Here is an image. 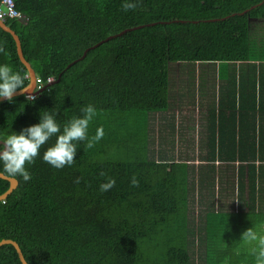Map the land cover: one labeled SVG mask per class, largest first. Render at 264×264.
Here are the masks:
<instances>
[{"label": "trees", "instance_id": "16d2710c", "mask_svg": "<svg viewBox=\"0 0 264 264\" xmlns=\"http://www.w3.org/2000/svg\"><path fill=\"white\" fill-rule=\"evenodd\" d=\"M13 1L27 19L6 17L5 23L19 36L36 75L54 80L28 100L21 93L12 102L0 101V138L37 122L39 110H55L63 124L87 103L97 109L89 135L103 125L104 136L91 146L78 141L72 165L54 168L38 154L27 165L29 180L13 176L16 187L0 199V239L15 240L29 264H189L190 165L148 157V114L169 107L170 62H216L227 89L205 115L206 157L248 161V201L243 203L242 165L236 209L208 207L203 213V264H222L227 256L241 264L243 254H233L241 232L264 222L251 163L264 161V128L256 137L255 116L248 119L256 109L264 113V76L251 72L258 63L264 66V46L256 53L249 36V19H264V0H138L127 11L121 0ZM138 24L145 25L103 41L68 65L86 47ZM0 62L27 72L12 35L1 27ZM244 64L251 67L243 70ZM207 168L212 172L214 164ZM133 175L136 185L130 184ZM108 177L116 183L101 191ZM8 186L0 177V194ZM0 264H22L11 243L0 245Z\"/></svg>", "mask_w": 264, "mask_h": 264}, {"label": "rangeland", "instance_id": "374dc122", "mask_svg": "<svg viewBox=\"0 0 264 264\" xmlns=\"http://www.w3.org/2000/svg\"><path fill=\"white\" fill-rule=\"evenodd\" d=\"M249 36L253 50L258 53L264 46V19H249ZM215 67L216 62H170L169 107L165 111L148 114V157L186 160L190 165L187 192L189 264H203L205 257L204 211L208 207L236 209V166L227 161L216 163L211 172L202 161L206 107L209 100L217 98L215 88L218 80L212 75ZM212 78L213 84H210Z\"/></svg>", "mask_w": 264, "mask_h": 264}, {"label": "clouds", "instance_id": "9594fccd", "mask_svg": "<svg viewBox=\"0 0 264 264\" xmlns=\"http://www.w3.org/2000/svg\"><path fill=\"white\" fill-rule=\"evenodd\" d=\"M138 0H121V8L125 11L135 9ZM34 88L29 80V74L22 70H17L7 62H0V99L9 102L14 100V95L22 93L33 97L28 90ZM45 108L40 111L39 119L35 123L21 127L19 131L0 138V170L12 175L20 176L27 181L31 178V171L27 165H31L37 155L49 163L54 168H62L66 164L72 165L78 148V141H86L91 146L104 136L103 125H98L94 134L89 135V123L97 114V109L93 103H87L80 108L79 115H73L66 122L61 124L55 114V110L49 111ZM54 142L47 143L50 139ZM47 144L42 154V145ZM80 177L75 178V182L80 181ZM116 180L108 177L101 182V191L110 189ZM139 181L133 175L130 184L136 185ZM239 244L234 249L235 256L243 254L244 260L241 264H264V222H258L246 227L240 234ZM231 256L223 259L222 264H231Z\"/></svg>", "mask_w": 264, "mask_h": 264}, {"label": "crops", "instance_id": "0c3cea01", "mask_svg": "<svg viewBox=\"0 0 264 264\" xmlns=\"http://www.w3.org/2000/svg\"><path fill=\"white\" fill-rule=\"evenodd\" d=\"M2 19V18H1ZM3 20H5V19H3ZM16 33V32H15ZM14 39V38H13ZM16 45V44H15ZM260 63H258L257 65H255V67H254V71H251V72H255V71H258V72H260L263 76H264V66L263 67H261L260 65H259ZM242 67H241V69H243V70H245V69H247L248 67H251V66H249V65H246V64H244V65H241ZM237 69H240V67L238 66L237 67ZM213 71H215L216 73H214ZM213 71H212V75H213V77H215L218 81H217V86H216V88H215V86H214V88L216 89V94H217V98L216 99H212V101H208L209 102V104H208V106L206 107V112H205V114H207V111H208V109L210 108V107H214V108H216L217 106H218V99H219V94H220V92L221 91H223L222 89L225 87V90L227 89L226 88V84L227 83H225L224 81H223V79H221V78H219V76L217 75V68L215 67L214 69H213ZM28 73V72H27ZM238 77H239V75H238ZM220 80L222 81V83H220ZM210 84H213V78H212V83H210ZM244 84L246 85V82H244ZM235 86H236V84H235ZM212 87V86H211ZM249 89H251V87H248ZM212 90H213V88H212ZM214 91V90H213ZM227 92V91H226ZM236 93V92H235ZM242 90H240V96H243L242 94ZM251 104H252V101H251ZM250 104V105H251ZM239 110V108L237 109V111ZM156 112H158V111H156ZM252 116H255V135H256V137H257V135H258V127L259 126H262V128H264V113H259L258 112V110L256 109L255 111H253V112H251L250 113V116L248 117V119H249V121L250 122H252ZM206 120V119H205ZM259 124H261V125H259ZM170 125H171V127L173 128V124L172 123H170ZM205 126H206V122H205ZM252 132V129L250 130V136H251V133ZM249 136V137H250ZM203 143H204V148H203V153H204V156H203V158H202V161H203V163H205L206 165H208V164H214V168H215V164L216 163H221V162H225V161H227V160H219V159H217V160H215V161H210V160H207V157H206V154H207V151H208V147H207V138H206V132H205V136H204V141H203ZM250 145V144H249ZM263 150H264V148H262ZM250 150H251V146H250V148H248L246 151L247 152H250ZM245 162V165H243V163ZM252 162H255V175H256V181H255V189H256V204L257 205H262V206H264V161H260L258 158H256L254 161H251V163ZM227 163L228 164H232L233 166H236V170H235V172H234V177L236 178V179H238V174H239V170L238 169H242V165L244 166V172H243V175H244V181H245V183H244V204H246L247 203V201H248V195L246 194V190H247V182H246V175H247V172L249 171V169L250 168H247V164H248V161H241V160H239V159H234L233 161L231 160V161H227ZM241 166V167H240ZM241 171V170H240ZM236 182H237V180L235 181V186H236ZM236 202H237V200H236Z\"/></svg>", "mask_w": 264, "mask_h": 264}, {"label": "water", "instance_id": "95a60500", "mask_svg": "<svg viewBox=\"0 0 264 264\" xmlns=\"http://www.w3.org/2000/svg\"><path fill=\"white\" fill-rule=\"evenodd\" d=\"M157 22V21H155ZM155 22H151V23H146V24H153ZM158 22H163V21H158ZM168 22V21H166ZM145 24H138V25H134V26H131V27H127V28H124L114 34H110L108 36H106L105 38L95 42L94 44L86 47L84 49V51L82 52V54L78 57V58H75L74 60H72L71 62L68 63V65L72 64L73 62L77 61L78 59L82 58L85 56L86 52L88 49L92 48V47H95L97 45H99L100 43H102L103 41H106L114 36H117V35H120L122 34L123 32L127 31V30H130V29H134V28H137V27H140V26H143ZM0 27L3 28L4 30L8 31L12 37L14 38V41H15V44H16V51H17V54L21 60V62L25 65V67L27 68V72L29 74V80L33 83V85L35 86V77H36V73H35V70L33 69V67L31 66V64L27 61V59L24 57L23 55V51H22V47H21V42H20V39H19V36L15 33V31L5 23V21L3 19L0 18ZM43 89H40V90H35L34 88H30L28 91L33 93V92H36L37 94H39ZM18 94H21L19 93V91L17 90V93L15 95H18ZM14 95V96H15ZM1 100H4V99H0ZM0 177L4 178V179H7L9 181V186L8 188L2 192L0 194V199L5 197L13 188L16 187L18 181L15 177L13 176H10V175H7L5 173H3L2 171H0ZM3 243H11L15 249H16V252H17V255L21 261L22 264H29L27 262V260L25 259L18 243L13 240V239H10V238H2L0 239V245L3 244Z\"/></svg>", "mask_w": 264, "mask_h": 264}, {"label": "built area", "instance_id": "2783aa9c", "mask_svg": "<svg viewBox=\"0 0 264 264\" xmlns=\"http://www.w3.org/2000/svg\"><path fill=\"white\" fill-rule=\"evenodd\" d=\"M6 17H16L18 19H27L23 13L16 9L13 0H0V18L5 19ZM54 80L53 76H47L46 80L43 81L39 76L35 77V90L44 89L47 85ZM37 93L33 92L32 96Z\"/></svg>", "mask_w": 264, "mask_h": 264}]
</instances>
